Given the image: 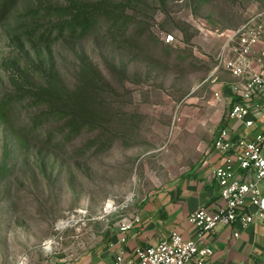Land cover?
Wrapping results in <instances>:
<instances>
[{"label": "rangeland", "instance_id": "374dc122", "mask_svg": "<svg viewBox=\"0 0 264 264\" xmlns=\"http://www.w3.org/2000/svg\"><path fill=\"white\" fill-rule=\"evenodd\" d=\"M69 1L21 0L0 27V98L22 95L16 119L0 120V264H71L141 196L195 163L230 106L236 78L217 67L227 34L264 8V0H107L113 11L84 37L46 44L15 32L28 6ZM114 17L127 19L130 43L110 34ZM54 84L65 96L48 94ZM49 109L56 119L26 135V120ZM72 121L84 127L63 138Z\"/></svg>", "mask_w": 264, "mask_h": 264}, {"label": "built area", "instance_id": "2783aa9c", "mask_svg": "<svg viewBox=\"0 0 264 264\" xmlns=\"http://www.w3.org/2000/svg\"><path fill=\"white\" fill-rule=\"evenodd\" d=\"M261 44L264 8L250 13L227 34L217 65H224L236 78L227 92L226 119L214 131L212 142L219 156L214 166L221 200L218 206L201 205L189 213L188 220L199 228L196 237L186 238L173 230L157 243L131 251L121 249L112 264H211L215 251L206 239L215 227L239 223L244 228L258 219L264 223V62L257 56ZM239 129L242 134H237ZM136 220V216L124 219L121 229L131 228ZM234 235H240V229Z\"/></svg>", "mask_w": 264, "mask_h": 264}, {"label": "crops", "instance_id": "0c3cea01", "mask_svg": "<svg viewBox=\"0 0 264 264\" xmlns=\"http://www.w3.org/2000/svg\"><path fill=\"white\" fill-rule=\"evenodd\" d=\"M257 50V56L264 62V44ZM229 123L234 121L229 120ZM242 133V129L237 130V134ZM212 142L195 163L140 197L128 217H138L131 228L121 229L124 219L113 223L87 254L71 264H112L121 249L131 251L157 243L169 237L173 230L180 231L186 238L196 237L199 228L188 220L189 213L201 205L216 208L221 201L214 175L219 156ZM235 229H240V235H234ZM206 240L215 251L211 264H264V223L259 219L244 228H240L239 223L219 224L208 233Z\"/></svg>", "mask_w": 264, "mask_h": 264}, {"label": "trees", "instance_id": "16d2710c", "mask_svg": "<svg viewBox=\"0 0 264 264\" xmlns=\"http://www.w3.org/2000/svg\"><path fill=\"white\" fill-rule=\"evenodd\" d=\"M21 0H0V27L6 23L10 17L14 16ZM115 4L101 0L99 2H89L85 0H70L66 6L40 3L28 6L20 15L24 16L16 19L14 24L15 32L33 39L38 43L51 44L61 39L63 36L84 37L89 32L97 28L106 13L113 10ZM26 18V19H25ZM53 18V19H50ZM127 19L120 20L114 17L110 24V34L116 40L122 38L126 44L134 39V33L129 32ZM49 95H64L61 87L54 84ZM67 96V95H66ZM22 97L19 92H10L0 98V120L12 123L16 115V101ZM58 112L53 109L41 111L30 116L24 123L22 129L26 134H33L49 120L56 119ZM83 121H72L62 127L63 138H71L84 127ZM69 129L67 132L65 130ZM22 132V130H21ZM65 132V133H64ZM47 142L53 140L52 130L45 132ZM26 134V135H27Z\"/></svg>", "mask_w": 264, "mask_h": 264}]
</instances>
